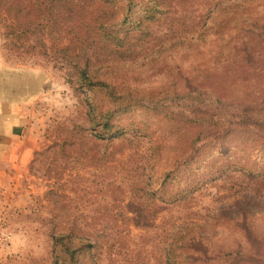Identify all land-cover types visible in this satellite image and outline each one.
I'll return each mask as SVG.
<instances>
[{"label":"rangeland","instance_id":"rangeland-1","mask_svg":"<svg viewBox=\"0 0 264 264\" xmlns=\"http://www.w3.org/2000/svg\"><path fill=\"white\" fill-rule=\"evenodd\" d=\"M69 1L76 3L74 10ZM119 1L0 0L1 50L4 61L25 77L24 131L34 147L26 170L12 166L0 190V225L6 234H15L16 243L0 264H52V233L71 227L95 245L91 257L96 264H163L164 246L179 234L182 220L205 223L200 230L206 231L212 248L242 242L237 231L223 227L229 203L223 190L237 187L238 179L224 174L215 182L197 181L198 176L185 171L184 179L195 180L196 188L182 200L163 202L151 193L174 161L189 156V167L198 171L211 162L208 153L218 157L214 152L229 151L221 146L250 145V135L238 129L215 145L192 151L197 139L207 143V120L196 124L195 102L208 103L209 85L206 79L198 84L199 96L182 93L187 84L181 75H193L196 36L208 28L215 0H157L160 11L152 18L141 16L139 4L146 0H122L123 6L113 10L111 5ZM127 15L125 26L130 19H141L142 39L118 31ZM101 26L109 27L110 39L98 32ZM85 64L123 92L133 91L148 104L153 102L149 93H159L166 96L165 105L180 110L164 116L135 106L120 119L132 120L136 135L96 139L87 130L88 109L95 104L90 105L91 98L78 90L76 81L77 65ZM199 69L206 71L203 64ZM178 124L191 129L181 149L174 134ZM232 149L228 153H238ZM259 197L257 232L264 238V187Z\"/></svg>","mask_w":264,"mask_h":264},{"label":"trees","instance_id":"trees-1","mask_svg":"<svg viewBox=\"0 0 264 264\" xmlns=\"http://www.w3.org/2000/svg\"><path fill=\"white\" fill-rule=\"evenodd\" d=\"M133 1L127 0L129 4ZM257 1L215 0L206 24L208 28L196 36L197 54L190 59L193 75H181L187 84L182 87L186 92L182 93L195 92V96H199L198 84L206 79L209 85L208 103L195 102L196 124L202 125V120H207V138L203 141L207 143L203 145L197 139L192 151L197 153L201 148L215 145L238 129L250 135V145L240 148L221 146L229 151L234 148L238 153L218 150L214 152L220 153L217 157L210 152L211 162L198 171L189 167V156L174 161L171 168L161 175L159 182L153 185L151 192L163 202H172L192 193L196 188L192 184L195 180L215 182L216 179H223L224 174L232 180L238 179L237 187L227 185L223 190L229 198L223 214V227L237 231L242 242L212 248L211 239L207 240L204 236L206 231L200 230L205 223L182 220L177 225L179 234L164 246L163 264H264V238L259 237L257 232L259 208L255 202L263 200L259 195L264 187V7L261 6L262 0ZM119 2L111 5L113 10L123 6L122 0ZM69 4L74 10L76 3L69 1ZM32 5L31 2V10L28 5L25 6L27 12L32 11ZM139 7L143 12L141 16L145 18H152L154 12L160 11L157 0H146ZM127 18L128 15L123 17L122 27L118 31L128 30L130 37L142 39L144 30L141 19H130V25L125 26ZM39 20L44 21L42 18ZM223 30H226V35ZM98 32L108 39L112 37L109 27H98ZM201 64L206 71L199 69ZM93 72L86 64L83 67L77 65L78 90L84 91L87 100L91 98L90 105L95 104L88 109L87 117L91 125L87 130L96 139L115 141L126 139L128 132L136 135L135 123L120 119L124 111L135 106L164 116L180 110V106L165 105L163 97L166 96H159V93H149L153 102L148 104L144 97H138L126 88L123 92L118 83ZM174 134L181 149L191 129L187 125L179 129L178 124ZM226 158L231 159L226 166L218 165ZM183 163L185 167L181 166ZM185 171L199 178L187 181L184 179ZM251 201L255 205L252 206ZM94 246L72 227L58 230L52 233V264H96L91 257Z\"/></svg>","mask_w":264,"mask_h":264},{"label":"crops","instance_id":"crops-1","mask_svg":"<svg viewBox=\"0 0 264 264\" xmlns=\"http://www.w3.org/2000/svg\"><path fill=\"white\" fill-rule=\"evenodd\" d=\"M10 66L4 61L0 45V190L5 184V174L12 166H17L19 171L26 170L34 149L30 136L24 131L27 112L21 99V95H28L29 90L20 68ZM31 81H35V76ZM15 245V234L11 231L6 234L5 226L0 225V257L6 254L7 248Z\"/></svg>","mask_w":264,"mask_h":264}]
</instances>
